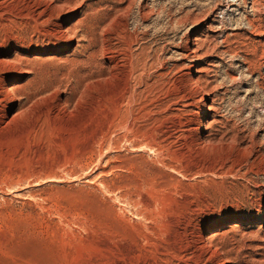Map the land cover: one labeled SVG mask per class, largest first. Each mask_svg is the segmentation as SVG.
I'll list each match as a JSON object with an SVG mask.
<instances>
[{
	"label": "rangeland",
	"instance_id": "1",
	"mask_svg": "<svg viewBox=\"0 0 264 264\" xmlns=\"http://www.w3.org/2000/svg\"><path fill=\"white\" fill-rule=\"evenodd\" d=\"M59 1L0 0V264H264V0Z\"/></svg>",
	"mask_w": 264,
	"mask_h": 264
},
{
	"label": "bare ground",
	"instance_id": "2",
	"mask_svg": "<svg viewBox=\"0 0 264 264\" xmlns=\"http://www.w3.org/2000/svg\"><path fill=\"white\" fill-rule=\"evenodd\" d=\"M84 0H81L79 3H71V1H59V4L55 5L57 9L60 10V8H63L64 6L67 7V10L69 12H73L76 9V6L78 4H83ZM66 12H61L58 14V17H62L67 14ZM56 16V15H55ZM82 20H79L77 23L73 24L70 28H66L63 25L59 26L60 29V35L58 37V40L60 42H64L68 44V42L71 40V38H74L77 33L75 31V28L77 25L81 24ZM22 49L17 46L16 44H10L5 50H2L0 52V69L3 70L0 72V87L1 91L4 93L10 92L11 90H14L15 87L12 86L14 82H17L21 76L28 71V64L25 56L23 55ZM133 62V61H132ZM131 62V63H132ZM138 69H145L146 61L137 59L134 63ZM132 68V66H131ZM206 72V71H205ZM200 75V76H199ZM205 76V75H204ZM201 71H198L197 73L191 74L190 79H195L196 82H198L201 79ZM192 81V80H191ZM203 81V80H202ZM0 91V92H1ZM11 110V109H10ZM9 110V112H10ZM8 112V113H9ZM202 136H205V133H202ZM216 228V225H213L209 228L208 234L211 233ZM205 235L201 233L200 240L204 242ZM223 262V261H221ZM220 264V263H219Z\"/></svg>",
	"mask_w": 264,
	"mask_h": 264
}]
</instances>
